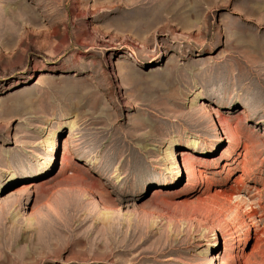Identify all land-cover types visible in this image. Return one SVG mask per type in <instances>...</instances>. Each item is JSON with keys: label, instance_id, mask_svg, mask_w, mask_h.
Here are the masks:
<instances>
[{"label": "rangeland", "instance_id": "obj_1", "mask_svg": "<svg viewBox=\"0 0 264 264\" xmlns=\"http://www.w3.org/2000/svg\"><path fill=\"white\" fill-rule=\"evenodd\" d=\"M0 264H264V0H0Z\"/></svg>", "mask_w": 264, "mask_h": 264}, {"label": "bare ground", "instance_id": "obj_2", "mask_svg": "<svg viewBox=\"0 0 264 264\" xmlns=\"http://www.w3.org/2000/svg\"><path fill=\"white\" fill-rule=\"evenodd\" d=\"M184 143L187 146H197L200 142L198 141V139H188ZM52 149H53V143L50 141L47 144L46 150H47V152H51ZM166 153L171 159H173V157L175 156L174 151L172 149L170 151L166 152ZM177 157H179L181 159V162H182L183 166L187 165V153H186V151H181L177 155ZM172 166H173L172 168H176V166H177L176 161L172 162ZM191 171L193 172V169ZM211 244H212L211 241H208V243L206 244V248H205V251H204L206 254H207Z\"/></svg>", "mask_w": 264, "mask_h": 264}]
</instances>
